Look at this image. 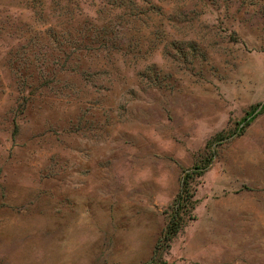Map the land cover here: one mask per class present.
Returning a JSON list of instances; mask_svg holds the SVG:
<instances>
[{
    "label": "rangeland",
    "instance_id": "obj_1",
    "mask_svg": "<svg viewBox=\"0 0 264 264\" xmlns=\"http://www.w3.org/2000/svg\"><path fill=\"white\" fill-rule=\"evenodd\" d=\"M263 103L264 0H0V264H264Z\"/></svg>",
    "mask_w": 264,
    "mask_h": 264
},
{
    "label": "trees",
    "instance_id": "obj_2",
    "mask_svg": "<svg viewBox=\"0 0 264 264\" xmlns=\"http://www.w3.org/2000/svg\"><path fill=\"white\" fill-rule=\"evenodd\" d=\"M262 106L264 107V103L262 104ZM187 176L188 172L186 171L180 180V190L175 195V197H173V204L175 208L172 211L169 220L164 226L161 237L158 239L156 245L154 246L155 249L153 253L155 252L157 245H159V242H164L165 246L168 247L170 245L171 238L181 229L186 219L193 217V215L190 213V210L194 205V194L190 189L187 188ZM183 206H186V210L189 209L186 219H182V216H180L181 207Z\"/></svg>",
    "mask_w": 264,
    "mask_h": 264
}]
</instances>
